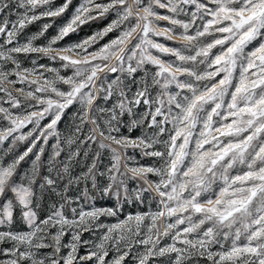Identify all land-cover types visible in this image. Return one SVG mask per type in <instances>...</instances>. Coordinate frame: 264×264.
I'll list each match as a JSON object with an SVG mask.
<instances>
[{
  "label": "snow or ice",
  "instance_id": "snow-or-ice-1",
  "mask_svg": "<svg viewBox=\"0 0 264 264\" xmlns=\"http://www.w3.org/2000/svg\"><path fill=\"white\" fill-rule=\"evenodd\" d=\"M0 264H264V0H0Z\"/></svg>",
  "mask_w": 264,
  "mask_h": 264
},
{
  "label": "rangeland",
  "instance_id": "rangeland-1",
  "mask_svg": "<svg viewBox=\"0 0 264 264\" xmlns=\"http://www.w3.org/2000/svg\"><path fill=\"white\" fill-rule=\"evenodd\" d=\"M92 27L93 28H95L96 27V25L95 24H92ZM89 31V29L87 28V27H85V26H81V30H80V32H79V35L80 36H83L86 32H88Z\"/></svg>",
  "mask_w": 264,
  "mask_h": 264
}]
</instances>
